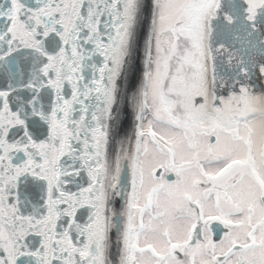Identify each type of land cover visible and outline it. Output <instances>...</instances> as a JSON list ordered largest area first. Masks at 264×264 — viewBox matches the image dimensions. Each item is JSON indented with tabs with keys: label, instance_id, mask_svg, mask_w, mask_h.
<instances>
[{
	"label": "snow or ice",
	"instance_id": "snow-or-ice-1",
	"mask_svg": "<svg viewBox=\"0 0 264 264\" xmlns=\"http://www.w3.org/2000/svg\"><path fill=\"white\" fill-rule=\"evenodd\" d=\"M264 0H0V264H264Z\"/></svg>",
	"mask_w": 264,
	"mask_h": 264
},
{
	"label": "flooded vegetation",
	"instance_id": "flooded-vegetation-1",
	"mask_svg": "<svg viewBox=\"0 0 264 264\" xmlns=\"http://www.w3.org/2000/svg\"><path fill=\"white\" fill-rule=\"evenodd\" d=\"M264 83V82H263Z\"/></svg>",
	"mask_w": 264,
	"mask_h": 264
}]
</instances>
